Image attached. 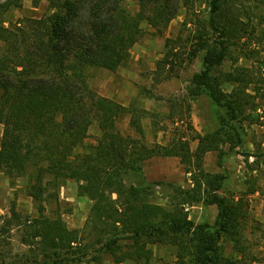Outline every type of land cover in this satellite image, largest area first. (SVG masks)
<instances>
[{
	"label": "trees",
	"instance_id": "16d2710c",
	"mask_svg": "<svg viewBox=\"0 0 264 264\" xmlns=\"http://www.w3.org/2000/svg\"><path fill=\"white\" fill-rule=\"evenodd\" d=\"M20 1L0 5V10L21 8ZM45 1L51 14L9 26L0 22V169L11 179L30 177L29 196L40 212L30 228L46 256L67 264H106L107 259L114 264H150L152 247L162 245L177 249L172 264H189V259L193 264H249L253 254L243 246L242 235L248 207L243 198L222 196L226 177L207 172L204 164L208 153L218 152L223 166L227 153L222 147L233 148V140H243L236 124L260 118L264 88L259 86H264V79L239 68L213 77L214 69L235 61L233 48L249 40L253 28L229 0H211L207 26L190 38L195 46L192 59L206 52L193 85L227 117L219 132L197 136L195 151L185 139L151 146L143 121L155 118L154 113L136 103L126 107L97 96L90 90L86 70L117 72L145 37L143 23L162 33L182 10L189 15L194 0H133L139 6L136 14L124 7L127 0ZM181 41L167 39L158 72L172 64ZM221 83L231 85L232 91L224 92ZM126 118L136 136L120 129ZM94 121L100 136L89 146ZM154 158H179L190 175L191 189L148 183L143 167ZM69 180L79 184L80 197L92 202L81 230H70L62 217L43 215V198ZM157 185L170 190L164 205L155 201ZM198 204L219 208L216 225L190 219L187 210ZM224 240L233 245L234 256L224 254Z\"/></svg>",
	"mask_w": 264,
	"mask_h": 264
},
{
	"label": "rangeland",
	"instance_id": "374dc122",
	"mask_svg": "<svg viewBox=\"0 0 264 264\" xmlns=\"http://www.w3.org/2000/svg\"><path fill=\"white\" fill-rule=\"evenodd\" d=\"M15 2L0 0V5ZM229 2L242 21L255 32L250 30V36H247L250 39H243L238 48H233L235 61H227L214 69L213 77L224 76L239 68L251 71L257 79H264V0ZM20 3L21 8L14 7L5 13L0 10V22L5 21L9 26L19 19L51 14L45 0H21ZM124 7L133 14L139 12L138 4L133 0H127ZM210 14L211 0H194V8L189 15L182 10L162 33L143 23L145 37L134 46L131 57L117 72L93 67L86 70L90 90L97 96L115 100L126 107L136 103L154 113L155 118L143 121L147 142L151 146L185 139L190 141L195 151L197 136L219 132L222 119L227 117L225 110L216 107L206 92L193 85L194 76L202 71L206 52L192 59L194 45L190 38L207 26ZM214 37L217 38L216 35ZM177 38L182 39L179 49L175 50L178 55L165 72H158V63L167 52V39ZM251 51L255 52L254 56ZM220 86L224 92L232 91L229 84L221 83ZM259 87L264 88L262 82ZM258 114L260 118L254 122L236 124L241 129L243 140H233V148L230 144L222 147L227 153L223 166L219 164L218 152L208 153L204 164L207 172L226 177L220 191L222 196L243 198L248 207V222L242 235L243 246L253 254L248 257L249 264H264V106ZM119 127L125 134L136 136L129 127L128 118ZM2 136L3 127L0 126V145ZM99 136L98 122L94 121L86 144L96 145ZM143 169L148 183H163L185 190L192 187L190 175L179 158H154L147 161ZM132 182L129 180L128 184ZM30 186L29 176L11 179L0 169V264H67L66 261L60 263L57 257L48 258L41 240L34 238L30 223L40 216V212L39 204L29 196ZM154 189L155 201L166 204L169 188L157 185ZM78 190L79 184L69 180L62 188L50 191L41 201L43 215L50 219L62 217L70 230L83 229L89 219L92 202L80 197ZM187 211L190 219L198 224L214 226L219 217L217 206L198 204ZM222 248L226 256L235 255L230 242L222 241ZM152 249L154 258L150 264H172L177 260L175 247L155 245ZM105 263L114 264L111 259ZM189 264H193L192 259H189Z\"/></svg>",
	"mask_w": 264,
	"mask_h": 264
}]
</instances>
